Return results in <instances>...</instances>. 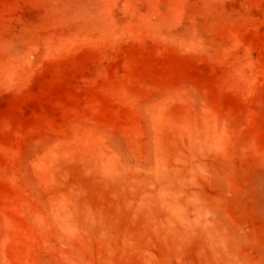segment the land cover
I'll list each match as a JSON object with an SVG mask.
<instances>
[{"label":"rangeland","instance_id":"374dc122","mask_svg":"<svg viewBox=\"0 0 264 264\" xmlns=\"http://www.w3.org/2000/svg\"><path fill=\"white\" fill-rule=\"evenodd\" d=\"M0 264H264V0H0Z\"/></svg>","mask_w":264,"mask_h":264}]
</instances>
